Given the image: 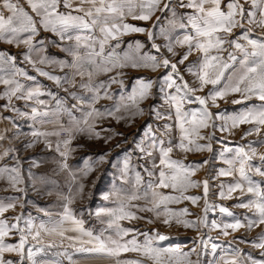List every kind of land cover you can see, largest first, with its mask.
Wrapping results in <instances>:
<instances>
[{"label":"snow or ice","instance_id":"snow-or-ice-1","mask_svg":"<svg viewBox=\"0 0 264 264\" xmlns=\"http://www.w3.org/2000/svg\"><path fill=\"white\" fill-rule=\"evenodd\" d=\"M26 5V7H25ZM223 5V7H222ZM178 9H187L178 15ZM157 12L156 23L152 29L140 27L128 23V19L138 21H150ZM171 13V17L164 16ZM168 19L169 28L161 26L160 21ZM186 21V22H185ZM247 25V27H245ZM191 29L185 31L183 36H173L176 28ZM241 29V34L236 39H229L233 30ZM50 31L59 35L61 41L67 39L72 43L62 50L67 52L71 59L66 61H54L47 55H40L43 49V41H35L40 30ZM158 29V31H157ZM260 35L256 36V31ZM130 33H146L151 44L150 50H143L144 45L140 41L128 44L126 49H121L120 37ZM256 38H253V37ZM157 38H162L164 43H156ZM243 40L246 43H241ZM0 41L10 45H24L23 61L30 65L40 76H45L55 82L57 86L64 84L72 88L83 89L88 95H78L70 92L74 100L80 102L73 104L72 110L82 112V118L76 119L69 110L70 125L66 127L60 123L54 125L53 131H33L34 138L28 147L33 146L38 138L43 137L46 147L52 149V141L48 139L56 136L55 152L59 159L54 160L55 174L68 172L71 179L77 177L71 172L67 158L73 149L70 148L71 140L75 134L88 132L89 137L100 138L95 131L96 121L104 118H114L119 123L121 120H131L136 116L144 115L141 107L143 101L156 99L153 93L154 86L162 101L161 111L155 105L149 108V114H153L156 120H173L179 130V137L175 143L170 137L173 125L164 123L161 136L157 137L151 131V142L147 147L137 145L142 153V159L151 161V168L143 167L149 179L144 182L139 172L130 190L114 188L112 193L104 197L112 199L115 207L98 210L95 215L107 217V227L99 234L83 227V221L76 219L69 207L74 196L71 192L64 196L63 213L56 218H49L47 222L35 224L29 216L25 218L23 213L14 217L15 223L8 224L6 219H0V264H24L25 259L31 264H37L33 259L32 247H27L29 237L40 242L42 235L59 236L74 242L72 247L81 253L85 259L109 260L112 264H202L200 257L207 253L209 243L215 238L202 231L218 230L220 235L227 237L244 228L251 232L254 228L264 225V153L258 152V148L264 146V0H0ZM35 41V42H34ZM114 42V43H113ZM228 44L236 52L228 51L227 59L220 53L227 51L224 45ZM40 45V47H37ZM185 48L181 54L176 47ZM84 49V52H81ZM120 49V51H117ZM179 57L175 62L169 59ZM197 52L200 55L193 63L185 66L186 71L193 79L191 83L185 79L180 65H185L189 56ZM37 59H33V54ZM16 57L8 54H0V84L5 89L0 93V99H6L7 103L0 106L16 111L12 104L13 99L35 100L40 106L45 101L39 99L45 93L39 86L27 88L20 83L17 77L34 81L36 77L19 68L15 64ZM58 63L61 69L67 68L70 74L64 77L53 75L41 65ZM87 64L89 67L85 68ZM238 65V67H237ZM147 69L156 71L163 68L165 74L153 80L148 77H137L130 90H125L122 77L123 69ZM115 73L114 75H108ZM98 75H107L106 80H95ZM76 77L80 80L77 81ZM86 78V79H85ZM113 84L120 85L118 93L110 91ZM205 89L207 91L205 92ZM66 92L67 88L64 89ZM204 93L197 95L196 93ZM48 95H53L51 92ZM229 96H238L233 99L234 105L246 104L253 99L258 104H249L242 111L234 114L213 112V108H219L220 101H226ZM118 97V98H117ZM101 99L113 101L112 107L97 108L96 104ZM198 104L195 109L186 108L185 105ZM82 105H86L85 110ZM63 111L62 104L57 100L56 113ZM119 114V115H118ZM49 111H40L32 108V118H48ZM9 119V118H5ZM91 121V123H90ZM217 121L221 123L217 125ZM52 122V121H47ZM84 125V126H81ZM242 125H248L241 139L256 136L257 139L247 144L238 145L235 148V156L227 160L228 169H221L220 176L234 177L233 182L227 185L221 183L218 197L221 200L236 199L238 203L234 207L248 209L251 215L245 214L243 218L236 216L224 205L209 203V181L192 179L195 172L207 164H185L183 160L173 159L174 149L183 153L192 151H211V143L199 141H211L216 132L232 134L233 130ZM204 129H212L205 135ZM9 129L0 132V161H3L14 151L13 146L5 147L3 141L8 140ZM160 131V129H158ZM61 132L67 133V138L59 139ZM165 144L167 146L165 147ZM63 145V150L62 146ZM225 151H233L228 148ZM158 152L157 157L153 153ZM223 156V152L221 153ZM259 159V164H254V159ZM91 170V165L82 170L81 178L86 177ZM128 162H125L121 172V178L127 183ZM238 173V179L235 178ZM258 175L262 179L257 181L252 178ZM35 187L37 181L41 184H55L47 174L35 175L29 172L28 177ZM0 179H6L10 187L16 191H23L17 185L24 183V177L20 174L18 166L0 165ZM203 188V197L188 195L190 189ZM170 190L165 193L163 190ZM238 193L237 195H233ZM83 194V184L79 185L76 195ZM62 195V194H59ZM18 199V198H17ZM203 199L204 207L202 216L195 220L184 217L192 215L188 208L174 210L173 204H181L190 201L192 205H198ZM140 202V203H137ZM14 202L4 203L0 201V216L9 209L15 208ZM219 209L222 216L230 217V221H209L208 214ZM135 209V211H133ZM137 212H150L155 219H159L164 225L172 223L184 228H193L201 232L198 245L188 251H183L180 246L163 247L161 241L170 237L156 231L154 235L148 232H140L138 229L125 228L121 221L146 219L138 216ZM155 219H149L154 223ZM21 222L23 226H21ZM13 231L19 234L17 243H6L5 237L12 235ZM68 232L77 235H66ZM140 236L144 239L141 241ZM130 237V238H129ZM240 243H250L255 249H259V257L251 252L243 253L240 249H234L235 255L231 258L221 257L209 264H264V231L251 240L241 238ZM78 245V246H77ZM49 248L57 247L54 243L47 245ZM216 243H211L212 253L216 252ZM43 246L36 248L39 252ZM5 253H14L19 260L5 257ZM126 253H136L140 257L124 258ZM192 255L197 259L193 261ZM237 257H241L239 260Z\"/></svg>","mask_w":264,"mask_h":264},{"label":"rangeland","instance_id":"rangeland-1","mask_svg":"<svg viewBox=\"0 0 264 264\" xmlns=\"http://www.w3.org/2000/svg\"><path fill=\"white\" fill-rule=\"evenodd\" d=\"M227 0H224L226 3ZM243 2V0H241ZM223 7V5H222ZM134 21V20H133ZM131 18L128 19V23L137 25L136 22H133ZM168 24V19H162L160 23ZM186 22V21H185ZM156 23V22H155ZM143 26V25H142ZM145 26V25H144ZM169 28L170 26H164ZM247 27V25H245ZM158 31V30H157ZM185 31L191 32L184 29ZM134 36L126 38V35L122 36L121 40L123 47L126 49L128 44H135L136 41H140L144 45L145 51L150 50L151 44L146 37L139 36L138 33H130ZM146 34V33H145ZM241 29L236 28L233 30V34L229 39H236L240 36ZM260 30L256 31V36H259ZM253 38H256L255 36ZM241 43H246L241 40ZM156 43H164L162 38H158ZM186 48V46H185ZM185 48L179 46L176 47V51L183 53ZM224 48L227 51L220 53L225 59H227V52L233 51L239 54L237 50L231 48L228 44L224 45ZM12 53V54H11ZM0 54L7 56L15 57V52L13 53L10 50L9 46H6L4 42L0 41ZM165 55H169L165 52ZM200 54L193 52L189 56V60L185 62V65H180V69L185 76V79L190 83L192 77L184 71L185 66L189 63H193L197 60ZM179 57H172L169 55V59L175 62ZM238 67V65H237ZM123 72L125 75L122 77L124 81L125 90H130L133 83L137 77L144 76L156 80L157 77L165 74L166 70L163 68L157 69L156 71L149 70H128L124 69ZM29 75L36 77L34 81L23 80L22 77H17L20 83L25 84L27 88H33L38 86H44L45 96L39 97L45 101L44 106H40L35 100H16L13 99L12 104L14 105L16 111L11 109H5L0 107V132H3L4 129H9L7 136L8 140L3 141V145L7 147L9 142L14 148V151L10 154L9 157L0 161V165L7 164L9 166H18L20 174L24 177V183L17 185L18 188L23 189V191H16L14 188L10 187L6 182V179H0V201L4 203L14 202L15 208L9 209L3 216H0V219H6L8 224L15 223L13 220L14 217L20 216L22 213L25 218L29 216L33 219L35 224L41 222H47L49 218H56L63 213L64 205V196H67L71 192L74 196L72 203L69 205L74 217L76 219L82 220L83 227L85 229L93 231L94 234H99L106 227L107 217L101 215L97 217L95 213L103 208H112L115 207L112 199L105 200L104 197L112 193L114 188H122L125 190H130L132 184L136 179V173L139 172L143 177V181L146 182L149 177L146 172H144L143 167L151 168V161L149 159H142V153L139 151L137 145L143 144L147 145L151 142V135H147L149 132L148 125H151V131L155 132L157 137L161 136L162 125L164 123H171L173 125L170 137H164L165 140L171 138L173 143H175L180 135L178 127L175 125L174 117L173 120H156L153 114H149V108L152 105H155L161 111H165V108H161L162 101L160 95L157 93V87L154 86L153 93L156 94V99H148L142 102L141 107L144 109V115L136 116L131 120H121L119 123L114 118H104L98 119L96 121L95 131L99 132L100 138L89 137L87 131L83 133L75 134V138L71 140L70 148L73 151L70 152L67 163L71 172L77 177L73 181L68 172H61L58 175L53 173V169L56 168V164L53 162L56 159H59L58 154L55 152V144L57 137L51 136L48 139L52 141V149L46 147L44 138H38L37 142L33 146L28 147L30 142L33 141L31 133L33 131H53L54 125L47 126L50 123L60 122L66 127L70 125V116L69 110L72 112V116L76 119L82 118V112L79 110H72V105H79L80 102L74 100L70 96V104H67L66 100L61 104L63 111L60 112V115H56V106L57 99L53 102V95H48V92L53 94L54 91L63 90L62 87L57 86L54 81L49 80L47 77H43L37 74V72H28ZM105 75H101L103 77ZM105 80V79H104ZM5 89L3 84H0V93ZM65 89V88H64ZM120 85L115 84L111 86L110 91L113 93H118ZM64 91V90H63ZM207 89H205V92ZM197 95H203L204 93H196ZM68 95V94H67ZM84 95V94H83ZM88 95V94H87ZM118 98V97H117ZM233 99H239L238 96H229L226 101L219 102V108H213V112H223L226 114H234L236 112L242 111L249 104H258L259 101L253 99L246 102V104L234 105L232 103ZM7 103L6 99H0V106ZM113 101L108 99H101L97 104V108H103L104 106L112 107ZM37 107L40 111H49L50 116L48 118H32V108ZM82 107L87 109L86 105ZM186 108L195 109L199 107L198 104L185 105ZM119 115V114H118ZM59 116L58 118H55ZM9 119H5V118ZM52 122H47V121ZM60 123H57L60 124ZM91 123V121H90ZM221 122L217 121V125ZM84 126V125H81ZM86 127V126H84ZM248 125H242L239 129L233 130L232 134L226 132L217 131L215 138L211 141H199L200 143H211V151H192L188 153H183L179 150L174 149L172 155L173 159L183 160L185 164L192 163H202L207 160V164H203L196 172L192 179L201 181V177L210 176L212 179V185L216 190H213L212 198H210L211 190H209L208 201L214 205H224L228 207L236 216L243 218L245 214L251 215L248 209L234 207L238 201L236 199L231 200H221L218 197L220 191V184L223 183L227 185L230 182H233L234 177L220 176L219 172L221 169H228L230 166L227 164V160L232 159L235 156V148L241 144H247L251 140L257 139L256 136H249L247 139L242 140L241 136L244 131L247 130ZM49 128H53L49 130ZM160 129V131H158ZM212 129H204L203 133L205 135L209 134ZM67 133L61 132L59 139L63 140L67 138ZM167 144H165V147ZM63 150V145L61 146ZM231 148L233 151H225V149ZM223 152V156L221 153ZM258 152L264 153V146L258 148ZM157 157L158 163V152L153 153ZM128 162V172H127V183H124L121 178V172L124 168L125 162ZM254 164H259V159L253 160ZM91 165V170L88 172L86 177L81 178L82 170L86 169ZM29 172L39 176L47 174L52 181H55V184H41L39 181L36 182L35 187H33L32 181L28 178ZM238 179V173L235 176ZM254 180H261L262 178L258 175H253ZM83 184V194L76 195L79 185ZM264 186V185H262ZM202 187V186H201ZM193 188L190 189L187 193L188 195H198L203 197V189ZM165 193H168L170 190L164 189ZM62 194V195H59ZM238 193L233 194L234 196ZM18 198V199H17ZM140 203V202H137ZM174 210H179L182 208H188L192 213L190 216L184 218L189 220H195L198 216H202V209L204 207V200L201 199L198 202V205L194 206L190 201H184L181 204L170 205ZM135 211V209H133ZM138 216L146 217V219H134V220H124L121 221V225L125 228H134L138 229L140 232H148L150 235H154L156 231L170 237V239L161 241L159 244L163 247H175L180 246L183 251H188L192 247L196 246L199 249L198 241L201 235V232L193 228H184L182 226L172 223L171 226L164 225L159 219L154 218V214L150 212H137ZM149 219H155L154 223H149ZM209 221L216 219L218 221L223 220L225 222L230 221V217L222 216L219 213V209L216 208L214 211L209 212L208 214ZM21 226L23 223L21 222ZM202 231L207 232L208 235L215 238L209 243L207 253L200 257L202 264H209V262H214L219 260L221 257L231 258L234 253V249H240L243 253L251 252L253 255L259 257V249H255L251 246L250 243H240L241 238L251 241L255 239L259 233L264 231V225L254 228L251 232L246 231L244 228H241L239 231L232 233L231 235L224 237L220 235L218 230L209 231L208 229H203ZM66 235H77L74 232H68ZM130 238V237H129ZM19 239V234L13 231L12 235L5 237L6 243H17ZM139 239L142 241L143 236H140ZM49 243H54L57 247L49 248L47 245ZM74 242L67 239H62L59 236H48L42 235L39 243L32 240L29 237L27 247H32L34 257L33 259L37 264H112L109 260H99V259H85L84 256L77 252L72 244ZM211 243L217 244V249L215 253L211 251ZM43 246V250L37 252L36 248ZM78 246V245H77ZM5 257L12 260H19V257L14 253H5ZM124 258H135L139 259L140 257L136 253H126L121 257ZM241 257H237L239 260ZM191 259L195 261L197 259L196 255H192ZM24 264H31V261L25 259Z\"/></svg>","mask_w":264,"mask_h":264},{"label":"crops","instance_id":"crops-1","mask_svg":"<svg viewBox=\"0 0 264 264\" xmlns=\"http://www.w3.org/2000/svg\"><path fill=\"white\" fill-rule=\"evenodd\" d=\"M21 3L24 4V0H21ZM25 7H26V5H25ZM186 11H190V10H187V9H178L177 10L178 15L180 13H183V12H186ZM160 15H161V13L157 12L156 15L153 16L152 20L147 21V22L138 21V20H134V21L132 20V21L136 22L137 26L144 27V28H147V29L151 30L153 24L156 22V16H160ZM164 16L167 17V18H170L171 17V13H165ZM160 24H161V26H169V25H166V22L164 24L161 22ZM189 29H187V30L189 31ZM170 31H171V27H170ZM183 33H184V29H180V28L177 27L175 29V31L173 32V36L174 37L183 36L184 35ZM138 34H139V36H141L140 39H142V37L143 38L146 37L148 39L147 34H145V33H138ZM132 36H134V35L128 34V35H126V38H130ZM122 39H123V37H120V40H122ZM157 40H158V38H157ZM35 41H43V49H42L40 55H47L48 57H50L54 61H66V60L71 59L69 54L67 52L63 51L62 49L68 47L69 44H71L72 42L68 41L67 39L61 41L58 34L52 33L50 31H44L43 29H41L39 34L35 37ZM5 45L9 46L10 50H12L13 53L15 52V57H16L15 64H16L17 67L23 68L27 72H36V71L33 70V68L30 65H28L27 63H25L23 61V53L26 51V46H24V45L16 46V45H10V44H7V43H5ZM37 47H40V45H37ZM121 47H123V45H121ZM117 51H120V49H118ZM81 52L83 53L84 49H81ZM37 58H38L37 55L34 53L33 54V59H37ZM41 67H44L45 70L50 72L51 74L57 75V76H61V77H64L65 75L70 74V71H71V70H69L67 68L61 69V67L59 66L58 63L52 64V65H41ZM84 67L88 68L89 66L87 64H85ZM126 69L132 70V71L135 70V69H132V68H126ZM140 70H147V69H140ZM114 74L115 73H109L108 75H114ZM43 77H45V76H43ZM22 78L24 80V77H22ZM107 78H108L107 75H105L103 77H101V75H98V76L94 77L95 80H104V79L106 80ZM76 79H77V81L80 80L79 77H76ZM37 85L39 86L40 84L38 83ZM42 85H43V87H45L44 83ZM113 85H115V84H113ZM43 87L42 86L40 87L42 89V91H44ZM62 88H63V90H64V88H67L68 91L66 92L65 90L63 91L61 89L58 90V91H54L53 92V96H54L53 102L57 99V96H58L60 102L63 103L66 100L67 104H70L71 103L70 102L71 99H70V96H69L70 92H76L78 95H83V94L87 95L88 94L83 89H80L78 87L77 88H72V87H70L67 84H64ZM43 96H45V94L42 95L41 97H43ZM63 107L64 106H62V108ZM56 115H60V114H56ZM58 117L59 116H57L55 118H58ZM57 123H60V122L56 121L54 123H50L47 126L51 127V125H53V124L57 125ZM50 129L53 130V128H49V130Z\"/></svg>","mask_w":264,"mask_h":264},{"label":"bare ground","instance_id":"bare-ground-1","mask_svg":"<svg viewBox=\"0 0 264 264\" xmlns=\"http://www.w3.org/2000/svg\"><path fill=\"white\" fill-rule=\"evenodd\" d=\"M204 179H207V180L209 181V190L212 191L211 194H210L211 196H210V195H209V196H210V198H212V195L214 194V193H213V190H216L215 187L212 185V182H213V181H212V179H211V177H210L209 175H208V176H204V175H203V176L201 177V181H203ZM201 189H203V188L201 187Z\"/></svg>","mask_w":264,"mask_h":264},{"label":"water","instance_id":"water-1","mask_svg":"<svg viewBox=\"0 0 264 264\" xmlns=\"http://www.w3.org/2000/svg\"><path fill=\"white\" fill-rule=\"evenodd\" d=\"M208 197H209V195H208Z\"/></svg>","mask_w":264,"mask_h":264}]
</instances>
